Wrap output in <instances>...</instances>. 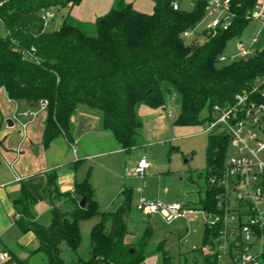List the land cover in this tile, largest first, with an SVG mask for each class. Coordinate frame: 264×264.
<instances>
[{
  "label": "trees",
  "instance_id": "trees-1",
  "mask_svg": "<svg viewBox=\"0 0 264 264\" xmlns=\"http://www.w3.org/2000/svg\"><path fill=\"white\" fill-rule=\"evenodd\" d=\"M81 1L0 0V30L4 33L0 35V89L10 101L35 107L46 101L44 148L57 137L72 143L71 118L78 107H85L100 112L102 129L121 150L128 151L138 145V105L163 110L164 95L173 90L179 99L173 125H202L209 121L214 105L230 104L234 95L253 85L256 77H264V50L217 65L222 62L219 58L226 42L237 37L247 24L243 14L255 0H233L240 8L234 10L232 26L214 33L204 29L200 44L185 43L182 34L193 31L203 19L204 0H196L188 11L173 10V0H152L150 14L117 0L113 9L90 27L69 15V9ZM49 11H65L55 29L41 18ZM90 28L93 35L86 32ZM227 150L224 133H208L204 186L199 188L196 209H214L218 190L209 188L208 179L219 178ZM41 192L54 198L68 196L57 192L54 172L45 175ZM74 194L71 211L52 206L47 227L35 221L32 208L36 199L25 186L20 187V196L13 202L16 227L20 234L32 233L37 238L38 252L46 264H64L58 248L61 243L76 253L81 241L78 222L99 214L89 171L74 184ZM120 196L118 205L100 214L99 222L92 227L88 258L75 256L70 264H141L154 253L161 255L163 264H172L171 257L161 249L147 252L145 243H137L134 251L124 243L131 199L127 191ZM82 198L85 204L79 208L77 201ZM147 233L150 235L151 230ZM214 237L204 225L202 249L197 252L213 250ZM7 253L9 259L2 264H25ZM203 258L204 264H217L214 255Z\"/></svg>",
  "mask_w": 264,
  "mask_h": 264
},
{
  "label": "rangeland",
  "instance_id": "rangeland-1",
  "mask_svg": "<svg viewBox=\"0 0 264 264\" xmlns=\"http://www.w3.org/2000/svg\"><path fill=\"white\" fill-rule=\"evenodd\" d=\"M180 8L188 11L192 8V3L189 0H181ZM46 13L51 15V18L45 20L47 23L49 22L47 26L57 28L61 23L60 14L56 11ZM207 24L208 20L202 19L194 30L189 32V36L184 39L185 43H202L204 41L202 31ZM86 32L93 35L91 28ZM0 35L4 36L1 30ZM254 37L257 38V42L253 44L254 48L256 50L264 49V29H261L256 22L249 21L237 37L226 42L221 55L224 61L217 65L221 66L235 60L236 44L248 45ZM0 96V145L2 148L7 149L8 153L11 150L13 153L14 151L20 153V149L17 150L16 148L20 143L21 138L19 137L23 136V129L20 130L22 133H19L20 135L17 137L16 124L21 127V121H26L25 117L28 114L21 115L22 109H19V111L17 107L15 108L14 102L16 101H11V104H9L2 92H0ZM164 98L165 103L169 101L168 107L171 114L168 116V111H166L165 115L168 121L173 123L179 110L178 95L171 90L164 95ZM32 109L37 112L36 120L40 122L44 117V112H42L44 110H41L39 106H32ZM202 114L204 117V111ZM11 118L15 120L16 124L12 129H7L5 120ZM206 123L190 127L181 126V130L171 133L165 139L146 140L139 135L138 145L126 152L111 153L102 158H92L90 161H84L81 169L90 170L93 188L99 197V211L104 210L103 204L111 196L115 200L116 192L119 193V190L123 189L128 190L131 194V204L134 203L136 198L142 196L147 200L159 199L165 203H177L182 207L196 210L199 188L204 186L202 172L205 169V149L208 139V132L205 130ZM107 135L110 141H114L110 134L107 133ZM32 152H35V147ZM22 154L24 152L19 155ZM227 155H233L232 149L228 148ZM142 157L149 164V169L145 171L144 176L137 177L132 174V170L136 161ZM100 194L103 195L104 199L100 197ZM98 215L78 222L81 241L76 253L79 256H86L88 253L89 234L95 223L100 220L97 217ZM37 222L49 225V212H42L38 216ZM203 226V213L199 211L196 215L173 220L169 224L163 223L156 216L146 220L138 212L132 211V214L126 219V232L130 239L126 243L124 239L123 241L134 251L135 248L137 249V243H145L143 246L147 252L161 249L171 257L172 264H204L203 257H212L213 255L217 261V255L219 254L215 250L204 248L203 251H199L200 253L197 252V250L202 249ZM149 229L151 234L147 235ZM34 237L28 243L27 249L38 252V240ZM88 256L89 254L86 258ZM146 258L151 259L148 264H163L159 253H154ZM35 262L36 260L33 259L32 263L35 264ZM223 264H232L229 255H226Z\"/></svg>",
  "mask_w": 264,
  "mask_h": 264
},
{
  "label": "crops",
  "instance_id": "crops-1",
  "mask_svg": "<svg viewBox=\"0 0 264 264\" xmlns=\"http://www.w3.org/2000/svg\"><path fill=\"white\" fill-rule=\"evenodd\" d=\"M116 1L117 0H82L78 5L71 7L68 12L75 21L83 26L90 27L96 19L103 17L113 9ZM123 2L130 4L135 11L144 14H150L153 9L152 0H123ZM62 13L64 14L65 11L59 12L61 17ZM0 92L6 97L2 89H0ZM6 99L8 103L11 104V101L7 97ZM14 103L15 108L17 107L18 110L22 109L21 115L27 113L28 116L25 117L26 121H21V127H19V124H16L15 120L12 118L5 120H9L12 123L11 127L6 125L7 129H12L14 124H16L18 129L17 137L20 135L19 133H22L20 130L23 129V136L19 137L21 138L18 146L19 148L17 147L16 149H20V153L24 152V154L19 155L20 153H15V151L14 154L12 150L10 154L7 149L2 148L0 145V253H6L7 260L9 259L7 253L9 251L19 260L25 261V264H34L32 263L33 259L36 260L35 264H46L40 253L35 251L32 252L27 249L28 243L34 237L33 234H20L15 225L13 202L20 196V187L25 186L36 199V203L32 208L36 222L38 216L42 212L48 211L50 215L52 206L60 211L69 212L72 210L74 200L76 199L74 184L82 181L86 173L88 171L90 172L89 169H81L84 161H90L92 158H102L111 153H122L124 150H121L115 141H110L109 137H107L108 132L104 131L101 127L100 112L85 107H78L71 118V122L73 123V142L68 143L63 137H57L49 144L48 148H44L42 145V133L45 112L42 111L44 112V117L38 122L36 120L38 114L35 109H32L30 103L24 101H16ZM168 104L169 101H166L163 110L150 109L144 105H138L135 108V112L141 123L139 130L141 138L144 137L146 140L165 139L169 137L171 133L181 130V127L175 126L168 121L165 115L166 111H168V116L171 115ZM34 147L35 152L33 153L32 149ZM140 159H138L136 163ZM49 172H54L55 174V188L57 192L59 194H67L68 196L55 198L53 194L49 197L42 196L41 190L45 183V175ZM90 183L93 188L91 177ZM93 190L94 200L97 204L99 215L117 206L121 201L120 194L123 191H127L131 199V194L128 190H119V193L116 192L115 194V200H113L114 198L111 196L107 202L103 204L104 210L99 211V197L94 188ZM100 197L103 198V195L100 194ZM140 197L142 196L136 198L134 203L131 204V210L126 219L132 214V211H135V204ZM79 201H77V204ZM138 214L142 215L140 213ZM99 215L97 217L100 219ZM142 216L146 219L145 215ZM158 219L165 224H169L160 218ZM37 224L39 223L37 222ZM39 225L47 227L50 224ZM79 228L80 225L78 229ZM129 237L127 233L124 237L125 243L130 239ZM58 248L64 264H70L75 256L86 259V256L89 254V248L86 256H79L77 253H72L63 243H61ZM150 260V258H145L141 264H148ZM0 264H2V262H0Z\"/></svg>",
  "mask_w": 264,
  "mask_h": 264
},
{
  "label": "built area",
  "instance_id": "built-area-1",
  "mask_svg": "<svg viewBox=\"0 0 264 264\" xmlns=\"http://www.w3.org/2000/svg\"><path fill=\"white\" fill-rule=\"evenodd\" d=\"M181 0L171 1L173 10L180 9ZM192 4L196 0H189ZM240 4L233 0H204V17L208 20L206 30L213 33L229 29L234 21V10ZM243 17L256 22L264 29V0H255ZM41 18H51L44 13ZM184 38L189 32L182 34ZM254 37L248 45L236 44V58L244 59L253 55ZM219 61H224L222 57ZM46 101L39 103L45 110ZM205 130L208 133L222 132L228 138V148L233 155H226L219 178H209V188L218 190L215 207L211 211L193 210L177 203L161 200H147L140 197L135 211L142 215L156 216L166 223L186 216L203 213L204 225L213 231V250L217 264H223L229 255L232 264H261L264 261V77H256L247 91L237 93L227 105H214ZM149 164L141 158L132 174L144 176ZM222 241V242H221ZM7 260L6 253H0V262Z\"/></svg>",
  "mask_w": 264,
  "mask_h": 264
},
{
  "label": "water",
  "instance_id": "water-1",
  "mask_svg": "<svg viewBox=\"0 0 264 264\" xmlns=\"http://www.w3.org/2000/svg\"><path fill=\"white\" fill-rule=\"evenodd\" d=\"M5 123H6V125L8 126V127H11L12 126V123H11V121H5ZM84 204H85V199L84 198H82L79 202H78V207L79 208H83L84 207ZM146 219H151V215H146Z\"/></svg>",
  "mask_w": 264,
  "mask_h": 264
}]
</instances>
